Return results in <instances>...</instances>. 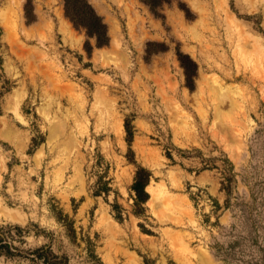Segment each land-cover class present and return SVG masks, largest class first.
Listing matches in <instances>:
<instances>
[{
    "label": "rangeland",
    "instance_id": "rangeland-1",
    "mask_svg": "<svg viewBox=\"0 0 264 264\" xmlns=\"http://www.w3.org/2000/svg\"><path fill=\"white\" fill-rule=\"evenodd\" d=\"M88 1L0 0V264H264V0Z\"/></svg>",
    "mask_w": 264,
    "mask_h": 264
},
{
    "label": "trees",
    "instance_id": "trees-1",
    "mask_svg": "<svg viewBox=\"0 0 264 264\" xmlns=\"http://www.w3.org/2000/svg\"><path fill=\"white\" fill-rule=\"evenodd\" d=\"M172 0H144V2L153 10L161 7L164 3L171 2ZM64 8L65 14L69 18V20L73 23L76 28L84 29L86 35L90 38L96 39V45L98 47L105 46L109 43V35H108V27L107 24L103 21V18L96 12L94 7L89 3L88 0H64ZM88 46V43H87ZM89 50V48H87ZM181 61V65L183 66L187 78L190 76L188 71V65L186 62L193 64V61L185 55H180L179 57ZM130 144V141H129ZM151 171L144 167H137L136 173L134 176L133 184L130 188L132 191V196L134 200L135 208H139V210H143V205L148 201L149 194L146 191V187L151 178ZM107 187H104V191H106ZM108 190V189H107ZM119 204H114L113 209H120ZM115 218L121 220V217L115 216ZM48 247L49 254L53 255L51 249ZM41 249H37L35 253L38 257L43 261L44 264H58L53 263L50 259L41 254ZM64 259V264H69L68 259L66 257Z\"/></svg>",
    "mask_w": 264,
    "mask_h": 264
},
{
    "label": "bare ground",
    "instance_id": "bare-ground-1",
    "mask_svg": "<svg viewBox=\"0 0 264 264\" xmlns=\"http://www.w3.org/2000/svg\"><path fill=\"white\" fill-rule=\"evenodd\" d=\"M111 26V25H110ZM113 27V26H112ZM111 29V28H110ZM113 31V30H112ZM218 112V111H217ZM203 252V251H202ZM199 254V253H198ZM200 263L201 264H217L216 261H214L210 256H208L205 252L202 253L200 252ZM199 262V261H198Z\"/></svg>",
    "mask_w": 264,
    "mask_h": 264
}]
</instances>
